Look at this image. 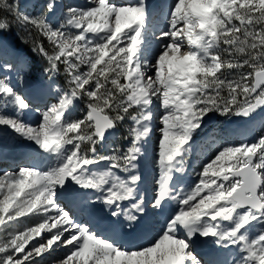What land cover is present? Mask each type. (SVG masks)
Wrapping results in <instances>:
<instances>
[{
  "label": "snow or ice",
  "instance_id": "6c2138e0",
  "mask_svg": "<svg viewBox=\"0 0 264 264\" xmlns=\"http://www.w3.org/2000/svg\"><path fill=\"white\" fill-rule=\"evenodd\" d=\"M57 7L43 0L29 15L19 0H0V31L10 27L8 16L26 30L47 78L35 86L38 119L29 122L32 103L11 76L23 85L27 65L0 61V134L34 145L26 154L32 163L0 171V264H45L62 246L71 248L59 264H264V130L251 142L222 145L189 188L175 176L210 112L250 119L264 108V0H173L161 9L167 27L152 59L147 0H86L65 6L53 24L48 15ZM61 75L63 87L54 83ZM76 101L80 118H72ZM155 103L162 138L149 198L139 188L140 161ZM125 120L127 145L99 152ZM6 146L0 135V159ZM169 201L176 208L146 244L120 243L122 235H151L153 216ZM30 216L42 222L10 230ZM101 225L110 238L98 234ZM206 244L225 251L201 257Z\"/></svg>",
  "mask_w": 264,
  "mask_h": 264
},
{
  "label": "rangeland",
  "instance_id": "374dc122",
  "mask_svg": "<svg viewBox=\"0 0 264 264\" xmlns=\"http://www.w3.org/2000/svg\"><path fill=\"white\" fill-rule=\"evenodd\" d=\"M22 12H26L29 15H35V14H30L26 10H21ZM3 15H6V13H2ZM11 18V16H9ZM62 19V18H61ZM48 20L50 23H53L52 18L48 17ZM160 19H158L159 21ZM162 22V21H161ZM157 23V22H156ZM153 26V25H152ZM167 26V25H166ZM150 27V25H149ZM154 27V26H153ZM14 28V29H13ZM160 29H166V27H155V28H149L148 33H147V45L146 47L148 48V54L149 58L152 59L156 52H157V44L158 40L156 37H159V30ZM10 33L11 37L8 36L6 38H3L0 36V46L5 48V51L7 53H11V51L19 50L17 45L22 46L25 43L24 38L20 37L16 31H21L20 35L27 33L26 30L21 28L15 21L10 20V27L6 30H3ZM155 31V36L153 35V32ZM2 32V31H0ZM28 38V36L26 37ZM31 53L32 50H29ZM154 62V60H153ZM44 65H42V62H38V59L36 61H33L30 59L29 61V67L26 69L24 75L26 79L24 81L28 84V86H36L38 82H42L44 84L47 83V78L44 76L43 69ZM55 84L60 85L61 87L64 86V77L61 75L60 77L57 78V80L54 82ZM30 84V85H29ZM14 85V84H13ZM20 86V84H17ZM23 87L18 88L17 90L20 91L21 93ZM36 104V103H34ZM34 109V106H32ZM82 107L79 106L78 101H76L75 108L72 110V118H80L82 116V113L80 112V109ZM152 111L154 113V119L152 122V133L150 134L146 144L144 145L145 149V154L143 158L140 161V171L142 173L143 179L139 185V188L142 192L146 193V191L151 188L154 193V179L157 176V166H156V159H157V153L159 150V140L162 138V132L160 129L162 128V125L160 123V116L162 114V109L158 103H155L153 105ZM33 112V111H31ZM233 117L236 116H222L219 113L216 112H210L203 121L202 127L197 130V132L194 134L191 140V149L188 152V154L184 157V164L183 168L184 171L181 173H176V181L178 182L179 185L183 186L185 189L189 188L190 186L194 185V183L197 181V173L202 170L203 164L207 162L206 158H204V155L202 154L204 149H208V153L213 157L218 150L216 147L213 145L217 144V142L225 138L227 141H230L232 138L228 137V129L233 128V129H240L239 128H234L236 125H243L244 123L235 121ZM224 119L226 120V124L221 125L219 120ZM254 121V120H252ZM130 126V122L125 120L122 123L118 124V129L115 131L112 135V138H110L108 141H105L104 144L101 145V150L99 152L104 153L108 150L110 146H121L124 147L127 145V141L124 140L122 137L126 135V128ZM244 127H249L247 128V136L244 138L247 139L249 142L254 140L257 136H259L260 132L264 130V117L259 119L258 121H255L253 123H245L243 125ZM243 130V129H242ZM249 132H253L250 133ZM2 138L4 141H6V144L8 148H11L12 150H30L34 145L29 144L26 141H21V140H12L11 136L12 134L9 133H2ZM155 137V138H154ZM244 137V136H242ZM10 139V140H9ZM244 140L240 139L237 142V145L242 143ZM151 141V142H150ZM16 142V143H15ZM12 143V144H11ZM13 145V146H12ZM17 145V146H16ZM18 148V149H17ZM20 148V149H19ZM199 150V151H198ZM202 156L203 160L199 158V156ZM211 157V158H212ZM199 165L198 169L195 170V172H188V169H191L193 165L197 164ZM42 166V165H41ZM149 167H151V171H149ZM195 167V166H194ZM146 168V169H145ZM3 171V170H0ZM186 181V182H185ZM148 184L150 186L148 187ZM169 204L171 205L172 208H176V203L174 201H169ZM167 206V205H166ZM165 206V207H166ZM102 207V205H101ZM170 206L168 205L169 209ZM165 213V210L163 211ZM163 212L154 215L152 219H155L157 222H162L160 224L164 225V215L162 214ZM169 215V214H168ZM166 215V216H168ZM38 222H42V217L41 216H30V217H23L19 218L18 221L13 222V229L14 231H22L27 227L34 226ZM42 235L47 236V233H43ZM253 235H255V231H253ZM40 241V237H35L32 241H29V244H33L36 242ZM71 246L68 247H59L55 248L53 251H51L48 254H45V260H47L49 257L56 255L57 253L60 254V258L65 257L68 252L70 251ZM39 259V258H38ZM55 264H59V261L56 262Z\"/></svg>",
  "mask_w": 264,
  "mask_h": 264
},
{
  "label": "bare ground",
  "instance_id": "6f19581e",
  "mask_svg": "<svg viewBox=\"0 0 264 264\" xmlns=\"http://www.w3.org/2000/svg\"><path fill=\"white\" fill-rule=\"evenodd\" d=\"M33 1H31L29 4H31ZM164 2H166V3H168L169 5L173 2V0H163V3ZM164 17V16H163ZM156 18V17H155ZM150 26H156V25H158V27H167L166 25H167V21L166 20H163L162 22L159 20V21H157V23L156 24H154V22L152 21L150 24H149ZM3 50V49H2ZM0 52H3V51H0ZM2 57H0V61H2ZM11 76H12V83L14 84V86H16L17 87V89L18 88H20V87H23V89H22V94L29 100V102L30 103H32V104H34L35 102H34V90H35V86H28L27 87V83L24 81V84L23 85H20V86H18L17 84H18V82H17V80H16V76H15V73H12L11 74ZM30 85V84H29ZM35 109V108H34ZM264 117V112L263 113H261L254 121H257V120H259L260 118H263ZM25 119L27 120V121H29V122H32V123H35L36 122V120L38 119V117H37V115H36V113H35V111H33V112H31V111H28L27 113H26V115H25ZM253 121V122H254ZM152 127H153V125H152ZM247 128H249V127H247ZM243 129V130H242ZM248 130V129H247ZM247 130H246V127H242L241 128V130L240 129H231V132H230V135H233V136H244L245 137V135H246V133H247ZM152 133V132H151ZM112 137V135L110 136V138ZM155 138V137H154ZM10 140V139H9ZM13 140V139H12ZM15 141V140H14ZM149 141V140H148ZM151 142V141H150ZM229 142H231V141H229ZM16 143V142H15ZM12 144V143H11ZM13 146V145H12ZM17 146V145H16ZM33 148V147H32ZM31 148V149H32ZM16 149V148H15ZM12 150L11 148H8V147H6L5 148V153H4V155H7V156H10L11 154H13L14 156H18V155H21V156H23L21 159L22 160H25V159H28L27 158V153L29 152V150L27 151V150ZM18 149V148H17ZM20 149V148H19ZM30 149V150H31ZM0 160H2V159H0ZM31 163V162H30ZM26 164H28V162H26ZM146 169V168H145ZM1 170H6L5 168H3V169H1ZM149 171H151V167H149V169H148ZM186 182V181H185ZM150 186V184H148V187ZM152 189L151 188H149L147 191H146V196L148 197V196H153L154 195V193H153V191H151ZM64 202H66V201H64ZM64 202L62 201V204L64 205ZM97 208H101V205H97L96 206ZM101 215H103V213L101 214ZM102 227H103V225H101ZM155 226H159V227H156L155 228ZM164 225L163 224H159V225H156V224H154V229L151 231V236H155V234H156V232H158V231H160V229L163 227ZM59 259H60V254L59 253H57L56 255H54V256H51V257H49L47 260H45V264H55L56 262H58L59 261Z\"/></svg>",
  "mask_w": 264,
  "mask_h": 264
},
{
  "label": "trees",
  "instance_id": "16d2710c",
  "mask_svg": "<svg viewBox=\"0 0 264 264\" xmlns=\"http://www.w3.org/2000/svg\"><path fill=\"white\" fill-rule=\"evenodd\" d=\"M0 15H3L2 13H0ZM8 20H9V23H10V20L11 21H14V19L11 17V18H8ZM21 33V32H20ZM33 36H35V32H33V34H32ZM28 36V38H26ZM22 38H24V40H25V45H23V46H21V47H23V49H32V46H31V39H32V37L31 36H29V34H28V32L27 33H25V34H22ZM45 47L47 48V47H49V45L47 44V41H45ZM40 57V56H39Z\"/></svg>",
  "mask_w": 264,
  "mask_h": 264
},
{
  "label": "water",
  "instance_id": "95a60500",
  "mask_svg": "<svg viewBox=\"0 0 264 264\" xmlns=\"http://www.w3.org/2000/svg\"><path fill=\"white\" fill-rule=\"evenodd\" d=\"M25 1H27V0H25ZM263 110H264V108L258 110L256 113L253 114V116H252L250 119L256 117V116H257L260 112H262ZM239 118H240V119H244V118H242V117H239ZM111 131H112V130H110V131L106 134V137L108 136V134H109Z\"/></svg>",
  "mask_w": 264,
  "mask_h": 264
}]
</instances>
